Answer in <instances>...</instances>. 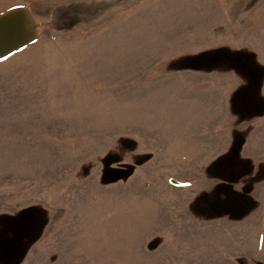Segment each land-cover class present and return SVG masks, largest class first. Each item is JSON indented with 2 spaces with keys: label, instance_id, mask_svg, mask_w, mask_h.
<instances>
[{
  "label": "rangeland",
  "instance_id": "rangeland-1",
  "mask_svg": "<svg viewBox=\"0 0 264 264\" xmlns=\"http://www.w3.org/2000/svg\"><path fill=\"white\" fill-rule=\"evenodd\" d=\"M0 264H264V0H0Z\"/></svg>",
  "mask_w": 264,
  "mask_h": 264
},
{
  "label": "water",
  "instance_id": "water-1",
  "mask_svg": "<svg viewBox=\"0 0 264 264\" xmlns=\"http://www.w3.org/2000/svg\"><path fill=\"white\" fill-rule=\"evenodd\" d=\"M32 38L33 31L24 9L17 7L0 15V58Z\"/></svg>",
  "mask_w": 264,
  "mask_h": 264
},
{
  "label": "crops",
  "instance_id": "crops-1",
  "mask_svg": "<svg viewBox=\"0 0 264 264\" xmlns=\"http://www.w3.org/2000/svg\"><path fill=\"white\" fill-rule=\"evenodd\" d=\"M17 7L24 9V10H25V13H26V15L28 16V11H27V8H25V7H23V6H17ZM17 7H14V6H13V7H11V8H8V9H6V10H4V11L0 12V15H1V14H3V13H6V12H8V11H10V10L14 9V8H17Z\"/></svg>",
  "mask_w": 264,
  "mask_h": 264
}]
</instances>
